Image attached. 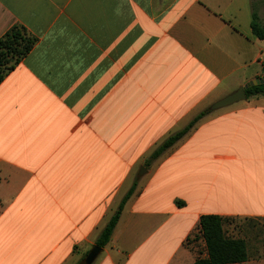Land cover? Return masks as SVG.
<instances>
[{
  "label": "crops",
  "instance_id": "1",
  "mask_svg": "<svg viewBox=\"0 0 264 264\" xmlns=\"http://www.w3.org/2000/svg\"><path fill=\"white\" fill-rule=\"evenodd\" d=\"M259 1L0 0V38L38 39L0 85V264L85 263L134 185L93 264H194L201 217L264 219V97L209 111L264 76Z\"/></svg>",
  "mask_w": 264,
  "mask_h": 264
},
{
  "label": "trees",
  "instance_id": "2",
  "mask_svg": "<svg viewBox=\"0 0 264 264\" xmlns=\"http://www.w3.org/2000/svg\"><path fill=\"white\" fill-rule=\"evenodd\" d=\"M252 30L254 35L264 41V24L258 15L253 14ZM38 43V39L26 27L16 24L0 38V85L21 62L27 58ZM247 99L253 96L264 97V85L250 87ZM207 111L200 113L183 130L165 140L152 154L151 161L159 159L168 149L186 136ZM135 190V185L123 198L118 210L99 236L97 245L106 247L113 236L124 206ZM226 218L208 215L203 216L199 223V234L204 241L206 257L198 258L194 264H243L249 259L247 242L244 239L231 238L225 232ZM79 264H85L82 261Z\"/></svg>",
  "mask_w": 264,
  "mask_h": 264
},
{
  "label": "rangeland",
  "instance_id": "3",
  "mask_svg": "<svg viewBox=\"0 0 264 264\" xmlns=\"http://www.w3.org/2000/svg\"><path fill=\"white\" fill-rule=\"evenodd\" d=\"M261 6H264L262 0L259 1V6L257 5L259 9H256V11L261 23L264 24V10H260ZM255 97L262 96H253L252 98ZM226 219L227 222L224 229L227 236L244 239L247 242L249 259L243 264H264V219ZM203 242L201 239L196 238L195 235L189 241L188 247L196 252L197 255H201L204 252L206 253ZM201 258H203V256H201Z\"/></svg>",
  "mask_w": 264,
  "mask_h": 264
},
{
  "label": "water",
  "instance_id": "4",
  "mask_svg": "<svg viewBox=\"0 0 264 264\" xmlns=\"http://www.w3.org/2000/svg\"><path fill=\"white\" fill-rule=\"evenodd\" d=\"M260 85H264V76L262 78L255 80V81L250 82L247 85L241 86L240 88H238L233 93H231L228 96H226L225 98L217 101L216 103H214L209 108V111L210 112L217 111V110H220L222 108H225V107L246 101L247 100L246 91L250 87H255V86H260ZM101 250H102V248L99 246L94 247L89 252L87 257L85 258V264H93L95 262V260L97 259V257L99 256V254L101 253Z\"/></svg>",
  "mask_w": 264,
  "mask_h": 264
}]
</instances>
